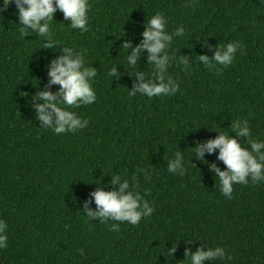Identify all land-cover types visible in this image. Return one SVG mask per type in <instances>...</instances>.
<instances>
[{"label":"trees","instance_id":"trees-1","mask_svg":"<svg viewBox=\"0 0 264 264\" xmlns=\"http://www.w3.org/2000/svg\"><path fill=\"white\" fill-rule=\"evenodd\" d=\"M88 4L87 32L55 13V52L42 49L35 33L21 37L14 3L0 11V219L8 226L0 264H188L186 249L207 246H222L233 258L212 264H264V182L235 184L227 199L206 162L225 170L218 150L199 161L193 149L216 131L235 136L231 122L237 119L248 121L249 139L264 140V0ZM156 13L166 17L169 33L184 27L183 36L173 38L167 71L179 88L151 99L129 96L135 77L122 44H139L147 18ZM235 41L242 48L229 66L206 68L197 60ZM60 47L73 48L97 70L91 82L97 100L69 108L89 121L85 129L56 135L40 127L32 97L47 85V64ZM113 66L119 79L108 75ZM136 71L152 73L146 52ZM238 140L250 147L246 138ZM179 150L189 162L183 176L166 170ZM112 175L135 184L154 207L137 226L90 220L82 212L91 192L112 190Z\"/></svg>","mask_w":264,"mask_h":264},{"label":"clouds","instance_id":"clouds-1","mask_svg":"<svg viewBox=\"0 0 264 264\" xmlns=\"http://www.w3.org/2000/svg\"><path fill=\"white\" fill-rule=\"evenodd\" d=\"M13 3L18 13L21 37L25 38L35 33L44 40L42 49H51L55 52L57 41L51 34L50 22L54 20L57 11H60L64 19L70 22V28L81 32L88 31V0H0V11ZM166 25V17L156 13L147 18L139 44L133 46L130 41L122 44V48L128 50L125 58L127 67L133 70L135 77L132 88L128 89L129 96L140 94L151 99L177 93L179 85L167 75V71L174 59V54L170 55L173 38L183 36L184 27H177L169 33ZM241 48L242 45L238 41L225 45L218 44L212 49L211 58L208 55H197V60L206 68L215 65L227 67ZM59 50L61 54L47 64V85L44 89H38L32 97V100L36 101L32 107L40 127L50 129L56 135L76 133L85 129L89 121L70 111L69 108L91 105L97 100L91 84L93 78L97 76V70L92 66L87 67L84 56L73 48L60 47ZM145 52L148 65L153 68L151 74L136 71L141 55ZM181 62L185 68L189 66L187 59ZM108 75L119 79L118 67L113 66L108 71ZM53 85L59 86L55 93L50 90ZM216 132L218 134L214 139L197 141L193 149L194 158L199 161H206L205 153L211 155L218 150L216 158L222 162L225 170H221L216 163L206 162L219 181L221 194L231 199L233 185H247L249 180L252 183L264 182V140L249 139L251 132L248 121L237 119L231 122V132L235 136L223 131ZM238 138H246V143L250 147H243ZM191 161L190 163L193 164ZM186 163L189 162L185 161L183 153L179 150L175 152L173 158L167 160L166 170L183 176ZM110 187L112 189L110 191L98 187L89 194L90 198L84 201L82 212L88 219L99 220L102 223L126 222L137 226L142 219L150 217L154 212V207L135 190V184L130 186L127 179L121 180L119 175H112ZM92 203L96 206L95 210L90 207ZM7 227L6 222L0 219V249L8 246ZM110 228L112 231H118L119 223L111 224ZM169 251L173 255L176 248L173 247ZM79 254L83 256L84 249H80ZM185 259L188 264H206V262L212 264L217 260L230 261L233 258L222 246H207L206 249L199 247L195 252L186 249Z\"/></svg>","mask_w":264,"mask_h":264}]
</instances>
